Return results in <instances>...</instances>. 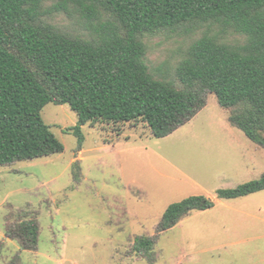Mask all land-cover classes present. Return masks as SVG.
<instances>
[{
  "label": "rangeland",
  "instance_id": "1",
  "mask_svg": "<svg viewBox=\"0 0 264 264\" xmlns=\"http://www.w3.org/2000/svg\"><path fill=\"white\" fill-rule=\"evenodd\" d=\"M44 18L73 36L91 31L65 15ZM202 33L145 36L151 74L177 82L179 64ZM42 117L64 151L0 166V264H264V191L217 199L218 190L264 174V148L230 123L215 95L162 139L143 122L97 123L83 127L80 144L69 131L78 123L70 106L51 103ZM192 196L210 197L216 206L159 232L168 207ZM25 215L39 223L35 250L6 236ZM141 237L155 242L147 256L134 251Z\"/></svg>",
  "mask_w": 264,
  "mask_h": 264
},
{
  "label": "trees",
  "instance_id": "2",
  "mask_svg": "<svg viewBox=\"0 0 264 264\" xmlns=\"http://www.w3.org/2000/svg\"><path fill=\"white\" fill-rule=\"evenodd\" d=\"M65 15L91 30L73 36L45 20ZM215 28L217 30H215ZM203 31L176 71L177 82L157 79L146 62L147 35ZM231 33L243 39L226 40ZM215 95L230 123L264 148V0H0V166L50 157L64 146L42 117L49 104L68 105L84 141L88 124L145 123L166 138L192 121ZM264 191L257 180L217 191L236 200ZM192 196L166 210L159 232L194 213L215 208ZM6 228L23 250H35V217ZM152 238L136 239L149 255Z\"/></svg>",
  "mask_w": 264,
  "mask_h": 264
},
{
  "label": "crops",
  "instance_id": "3",
  "mask_svg": "<svg viewBox=\"0 0 264 264\" xmlns=\"http://www.w3.org/2000/svg\"><path fill=\"white\" fill-rule=\"evenodd\" d=\"M261 193V192H260ZM258 194V193H257ZM255 195V194H254ZM192 216V215H191Z\"/></svg>",
  "mask_w": 264,
  "mask_h": 264
}]
</instances>
